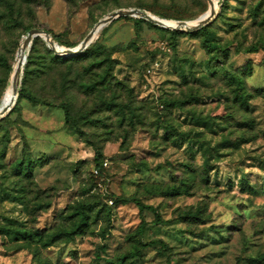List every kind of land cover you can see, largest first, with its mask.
Instances as JSON below:
<instances>
[{
  "label": "rangeland",
  "instance_id": "obj_1",
  "mask_svg": "<svg viewBox=\"0 0 264 264\" xmlns=\"http://www.w3.org/2000/svg\"><path fill=\"white\" fill-rule=\"evenodd\" d=\"M208 6L0 0V100L28 28L74 47L119 9L193 20ZM136 18L102 26L87 46H100L98 54L68 66L52 64L46 42L32 39L26 54L34 57L18 92L26 87L49 104L17 94L0 118V264H264V0H218L206 24L214 49L205 48L202 33L173 34ZM107 53L112 83L123 85L88 94L80 84L96 80L101 68H84ZM113 99L123 113L107 107ZM60 103L69 105L79 133L64 123ZM28 151L37 158L31 180L12 171ZM95 151L107 162L101 174L94 173ZM77 206L89 224L71 241L45 246L44 238L4 234L7 227L43 235L67 227Z\"/></svg>",
  "mask_w": 264,
  "mask_h": 264
},
{
  "label": "trees",
  "instance_id": "obj_2",
  "mask_svg": "<svg viewBox=\"0 0 264 264\" xmlns=\"http://www.w3.org/2000/svg\"><path fill=\"white\" fill-rule=\"evenodd\" d=\"M158 17L161 18H165V19H172V16L168 15V14H160L157 13ZM125 18V17H123ZM176 19H181L182 17H174ZM136 22H141L143 21L142 18H136L134 19ZM151 24V23H150ZM153 25V24H151ZM156 26V25H154ZM158 27V26H156ZM31 29L28 28L27 31ZM26 31V33H27ZM177 30H172V33L175 34L177 33ZM198 33H202L203 35V45L205 46V48L207 49H214L216 47H219V45L213 41V36L211 35V32L208 30V28L205 26L201 27L200 29H198L197 31ZM40 37H35V40H38ZM100 46H89L88 48L84 49L81 53L77 54V55H73L72 57H60L57 54H55L51 49L47 50L50 62L53 63H65L66 66L69 65L68 61L70 62H78L83 58H87L92 56L93 54H98V50H99ZM254 49V48H253ZM34 56H32L31 54H29L27 56V62L24 66L23 69V74H27L29 69V65L32 62V58ZM50 65V64H49ZM98 66V68H101L97 71L95 70V67ZM113 59L111 58V55H109L108 53L105 55V57L101 60H97L95 62H90L85 68V72H96V75L98 76V78L95 80H93L92 82L89 83H81L80 86H82L85 89V92L90 94L96 87L97 85H110L112 86L113 84L115 85H123L122 81L116 80L114 81V83H112V80L114 78L113 75ZM11 71V67H8V73ZM71 71V67H69L66 71V74H68ZM7 85V78L4 80L3 84H2V90L5 89ZM18 97L21 98H25L28 101H30L32 104H46L48 105L49 102L40 98L35 97L34 95H32V93H30L26 87H21L19 89V92L17 93ZM112 106H116L118 108L119 111H121L123 113L124 110V104L120 105L118 103H116L113 99V101H110L107 103V107H112ZM59 108L62 109L63 111V116H64V123L70 127L71 131L74 133H79L78 128H77V122L75 120V118L73 117V115H71L70 113V109H69V105L67 103H60L58 105ZM124 107V108H123ZM127 110H129L131 112V114L133 115V112L127 108ZM128 111V112H129ZM2 120V119H1ZM49 158L48 156L46 157V159ZM41 160V159H39ZM94 166L95 168L99 171V174L102 173V162H103V157L102 154L98 151H95V155H94ZM43 162V161H42ZM40 162V164L42 163ZM37 164V158L33 157V155H31L30 151L22 154L20 157L14 159L12 161V171H13V175L18 176V178L20 179H27V180H31L32 176H33V172H34V168L35 165ZM14 198V197H13ZM137 202V204H139V206H143V204L138 201L135 200ZM79 206V205H78ZM78 206L75 207V211L72 214H68L65 217V220L69 221V224L67 227L65 226H58L56 229L52 230V231H48L45 235L43 234H38L37 232L32 233V231L27 230L25 228H18V227H7L5 229V233L7 236H11L12 238H19V239H23V240H33L34 238H38V239H42L43 243L42 245L45 246H50L53 245L57 240H61L64 242H68L74 239L75 236L83 234L85 232V230L88 227L89 224V214L87 212H85L83 209H78ZM70 219V220H68ZM148 245L150 244V242L147 243ZM261 260H264V254L260 256ZM122 264V263H120Z\"/></svg>",
  "mask_w": 264,
  "mask_h": 264
},
{
  "label": "water",
  "instance_id": "obj_3",
  "mask_svg": "<svg viewBox=\"0 0 264 264\" xmlns=\"http://www.w3.org/2000/svg\"><path fill=\"white\" fill-rule=\"evenodd\" d=\"M209 7L207 10L195 18L196 23L189 26L187 25L189 20H177V27H173L171 29H181V30H187V31H196L200 29L201 27L205 26L215 15L216 9L214 4L207 0ZM120 16H134L138 18L145 19L151 23H154L155 25H159L161 27H168L163 24L164 18H157L156 15L139 8H129V9H119L116 11H113L109 13L107 16L99 19L96 24L92 27V29L83 37V39L74 47H63L58 44H56L52 39L50 34L43 30V29H37V28H31L27 31L24 41L21 43L20 50L23 51L22 59L18 62V65L16 68L12 67V72L10 77H13L15 79V88H14V97L16 99L17 92H18V85L20 83L21 74L23 72V65L26 60V52L29 48L32 39L34 37H40L42 38L49 49H51L55 54L62 55V56H73L81 53L84 49L87 48V46L93 41V35L97 29H100L105 24L111 22L113 19L118 18ZM15 99L11 101H5L4 99L0 102V118L4 117L5 114L8 113V111L11 109V106L13 105Z\"/></svg>",
  "mask_w": 264,
  "mask_h": 264
},
{
  "label": "bare ground",
  "instance_id": "obj_4",
  "mask_svg": "<svg viewBox=\"0 0 264 264\" xmlns=\"http://www.w3.org/2000/svg\"><path fill=\"white\" fill-rule=\"evenodd\" d=\"M210 1L214 4L215 9H217L218 0H210ZM157 18H161V17L157 16ZM196 21L197 20H195V19L189 20L187 25L191 26V25L195 24ZM163 24L165 26H168V28L177 27V20L165 19L163 21ZM98 31H99V29H97V31H95V33L93 35V40L96 38ZM22 55H23V51L19 49L17 51V53H16V57H15V60H14V63H13V67L14 68L17 67L18 62L22 59ZM14 88H15V79L13 77H10V79L8 81V84H7L5 90H4L3 94H2L1 100L4 99L5 101H11V100L15 99V97H14ZM1 100H0V102H1Z\"/></svg>",
  "mask_w": 264,
  "mask_h": 264
},
{
  "label": "built area",
  "instance_id": "obj_5",
  "mask_svg": "<svg viewBox=\"0 0 264 264\" xmlns=\"http://www.w3.org/2000/svg\"><path fill=\"white\" fill-rule=\"evenodd\" d=\"M106 164H107L106 161H103V162H102V166H106ZM94 173H95V174H98L99 171L95 168V169H94Z\"/></svg>",
  "mask_w": 264,
  "mask_h": 264
}]
</instances>
